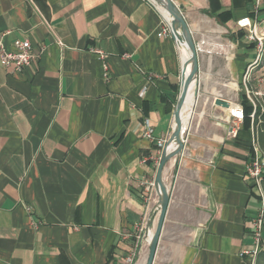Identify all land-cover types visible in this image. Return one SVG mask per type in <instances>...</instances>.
Here are the masks:
<instances>
[{
  "label": "crops",
  "instance_id": "obj_1",
  "mask_svg": "<svg viewBox=\"0 0 264 264\" xmlns=\"http://www.w3.org/2000/svg\"><path fill=\"white\" fill-rule=\"evenodd\" d=\"M174 1L211 51L184 105V148L164 169L153 264H249L253 126L229 132L234 104L254 103L246 88L264 96V58L245 85L256 48L238 26L254 0ZM163 25L151 0H0L7 49L27 38L39 54L20 72L0 65V264H125L134 252L146 264L160 197L147 189L158 147L141 123L169 144L188 56Z\"/></svg>",
  "mask_w": 264,
  "mask_h": 264
},
{
  "label": "built area",
  "instance_id": "obj_2",
  "mask_svg": "<svg viewBox=\"0 0 264 264\" xmlns=\"http://www.w3.org/2000/svg\"><path fill=\"white\" fill-rule=\"evenodd\" d=\"M262 0H254V16H247L238 21V26L246 30V38L255 44L256 57L255 60L247 67V72L244 78L245 85L250 80L251 74L256 66L262 63L264 58V18L259 19L258 15L262 11ZM9 32L0 31V65L11 69L12 71H23L30 66L39 57V54L33 49V46L27 38H16L13 41L15 50H9L5 44V38ZM170 22L164 18V25L159 33V36H170ZM198 52L211 51L205 48L204 42L196 44ZM104 58L106 54L102 50H95ZM248 93L250 90L246 88ZM231 108V107H230ZM254 116V113L252 114ZM230 117L232 119L231 129L229 134L232 137L238 135V131L244 119V108L241 104H234L230 109ZM143 136L151 141H155L158 147V152L152 157L155 164L159 165L166 139H156L153 135V126L150 119L145 118L142 123ZM254 150L251 160L246 167V179L252 190L256 192L259 200V209L256 216L252 219V242L243 248L240 256L246 258L249 264H256L258 253L264 249V157L263 153L254 139ZM154 188V182H148L147 189ZM136 253H132L125 258V264H133Z\"/></svg>",
  "mask_w": 264,
  "mask_h": 264
},
{
  "label": "water",
  "instance_id": "obj_3",
  "mask_svg": "<svg viewBox=\"0 0 264 264\" xmlns=\"http://www.w3.org/2000/svg\"><path fill=\"white\" fill-rule=\"evenodd\" d=\"M158 2L169 10L171 33L178 45L186 49L188 56L182 65L180 74V91L174 112L175 127L169 139V143H174L175 147L168 150L167 145L164 147L160 163L158 165L157 174L154 182L156 191L160 197V213L154 233L149 242V254L146 264H153L155 254L158 247V242L162 233L166 213L171 199L170 190L164 181V169L167 163L184 148V141L182 137L183 132V109L187 100L190 85L194 83L197 88V81L199 77V52L197 45L192 35V32L183 15V6L177 4L174 0H151ZM197 91V90H196ZM217 105H222L229 108L230 103L222 98H217Z\"/></svg>",
  "mask_w": 264,
  "mask_h": 264
},
{
  "label": "trees",
  "instance_id": "obj_4",
  "mask_svg": "<svg viewBox=\"0 0 264 264\" xmlns=\"http://www.w3.org/2000/svg\"><path fill=\"white\" fill-rule=\"evenodd\" d=\"M225 12L217 15L218 18H221ZM250 93L253 95V101L247 98L246 95L241 97L242 106L244 108V119L242 122V127L253 126V136L256 142L258 143L264 157V96L260 97L254 93V90L251 89ZM254 113V116L252 114ZM242 127L240 129H242ZM240 130L238 132V135ZM264 186V184H263ZM256 264H264V249H262L258 255Z\"/></svg>",
  "mask_w": 264,
  "mask_h": 264
},
{
  "label": "bare ground",
  "instance_id": "obj_5",
  "mask_svg": "<svg viewBox=\"0 0 264 264\" xmlns=\"http://www.w3.org/2000/svg\"><path fill=\"white\" fill-rule=\"evenodd\" d=\"M154 2H155V1H154ZM155 3L157 4V6L159 7V9L161 10V12H162V14L164 15L165 19L168 20V21L170 22L171 17L169 16V10L166 9L163 5L159 4L158 2H155ZM180 54H181V53H180ZM184 55H185V54H184ZM185 56H186V55H185ZM192 88H193V83L190 85L188 95L190 94ZM187 98H188V96H187ZM192 98H193V97H192ZM189 99H190V98H189ZM185 107H186V106H185ZM186 108H188V107H186ZM170 144H171V143H169V144L167 145L168 150L173 149V148H170V146H169ZM149 237H150V234H149ZM148 240H149V238H148Z\"/></svg>",
  "mask_w": 264,
  "mask_h": 264
},
{
  "label": "rangeland",
  "instance_id": "obj_6",
  "mask_svg": "<svg viewBox=\"0 0 264 264\" xmlns=\"http://www.w3.org/2000/svg\"><path fill=\"white\" fill-rule=\"evenodd\" d=\"M164 16V15H163ZM165 18V17H164ZM242 105V104H241Z\"/></svg>",
  "mask_w": 264,
  "mask_h": 264
}]
</instances>
